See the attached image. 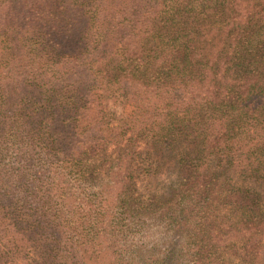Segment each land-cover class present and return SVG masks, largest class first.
Wrapping results in <instances>:
<instances>
[{
  "label": "trees",
  "instance_id": "trees-1",
  "mask_svg": "<svg viewBox=\"0 0 264 264\" xmlns=\"http://www.w3.org/2000/svg\"><path fill=\"white\" fill-rule=\"evenodd\" d=\"M12 3L13 23L0 17L14 33L0 45V264H134L116 226L139 216L161 218L180 249L190 239V264H264V0ZM143 141L176 161L163 196L138 191ZM83 183L96 194L72 191ZM179 254L137 264H187Z\"/></svg>",
  "mask_w": 264,
  "mask_h": 264
},
{
  "label": "rangeland",
  "instance_id": "rangeland-1",
  "mask_svg": "<svg viewBox=\"0 0 264 264\" xmlns=\"http://www.w3.org/2000/svg\"><path fill=\"white\" fill-rule=\"evenodd\" d=\"M12 1L13 0L0 1V6L4 7L0 11V17L5 19L7 16L10 23H13L14 18L10 19L8 17L9 12H6V10L8 8L12 9ZM251 1L254 3L256 0ZM248 3L249 1L247 4ZM10 16H15V14L11 12ZM3 25H5V22L2 20L0 22V45H4L5 48H7L11 45V39L13 38L14 33L11 27ZM24 41H27L29 46L38 45L33 41H30V39H25ZM15 74H17V71ZM48 76H52V79L58 78L59 83H62L64 79H69L68 81L72 82L68 76L61 78L62 76H56L52 73L47 74V77ZM39 80L42 81V78H39ZM33 83L37 82L34 81ZM80 84L81 83H78L77 85L80 86ZM93 89L97 90L95 87H92L90 90L92 91ZM109 93L105 97L102 106L106 116L105 122L110 123V126H114L117 124V121L121 116V109L118 102L115 101ZM127 112L129 113L128 110ZM138 145H140L138 148L139 152H137L136 161L131 169L135 173V180L138 184L139 193L143 195V199H147L148 194L151 192L159 193V196L162 194L165 195L167 188L173 182L176 183L177 181L178 170L176 161L168 156V152H158L154 147L147 145L144 141L142 143L139 142ZM115 148L116 147L113 145L108 150V154L112 157L117 155ZM101 177H105L104 173H101ZM72 188L73 192L87 191L90 196H92L93 193L96 194L98 191L97 186L90 185L89 183H83L80 188L77 185H73ZM90 223L87 221V223L83 225V231L89 236H94L96 234V229L92 231V227L88 226ZM118 223V226H116V230L119 231L118 238L121 244H124L125 247L130 250V260H132L134 264L141 261V255L162 257L166 256L168 253H174V255L175 253L187 254V264H190V260L192 259L191 248L193 247V244H190V239L188 246L184 249V245H182L180 249V246L177 244V238L179 235L162 231L161 228H163V224L161 223V218L157 219L152 216H139L128 221L120 219L119 217ZM70 238L75 241L81 239L80 235H74ZM183 239L186 241L187 237H183ZM226 257L234 259L235 264H242L239 259L232 256L231 253H227Z\"/></svg>",
  "mask_w": 264,
  "mask_h": 264
}]
</instances>
